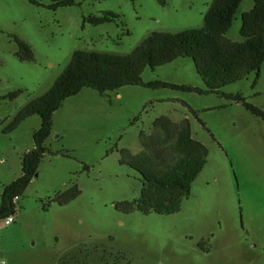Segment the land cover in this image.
I'll list each match as a JSON object with an SVG mask.
<instances>
[{
    "label": "rangeland",
    "instance_id": "1",
    "mask_svg": "<svg viewBox=\"0 0 264 264\" xmlns=\"http://www.w3.org/2000/svg\"><path fill=\"white\" fill-rule=\"evenodd\" d=\"M0 0V197L21 172L40 127L33 116L14 132L2 130L32 99L42 96L76 51L130 54L153 33L200 30L212 0ZM243 0L225 35L242 42ZM110 12L112 24L91 26L88 16ZM14 39L32 62H20ZM145 83L162 81L203 88L190 59L145 69ZM225 87L264 112V65ZM20 92L14 100L5 98ZM60 110V111H59ZM54 118L37 175L15 202L14 222H0V264H264V121L216 95L125 87L100 95L84 89ZM187 120L192 138L207 150L206 164L177 213L122 214L114 208L140 198L141 177L118 164V152H141L139 134L154 120ZM61 152L67 154L63 157ZM75 185L80 195L65 206L49 203Z\"/></svg>",
    "mask_w": 264,
    "mask_h": 264
},
{
    "label": "trees",
    "instance_id": "2",
    "mask_svg": "<svg viewBox=\"0 0 264 264\" xmlns=\"http://www.w3.org/2000/svg\"><path fill=\"white\" fill-rule=\"evenodd\" d=\"M31 4L40 6L35 0ZM252 8L241 15L239 35L242 42H232L225 37L243 0H212L203 16L200 30L176 34L153 33L147 36L130 54H110L76 51L69 63L55 79L52 86L40 97L32 99L5 126L2 133L14 132L24 121L37 116L40 127L32 134L33 149L20 158L21 172L17 179L5 186L0 197V222L16 217V201L37 175L46 154H51L45 143L49 139L54 114L62 104L90 89L100 95L125 87L167 89L193 93L198 96L216 95L240 104L252 116L264 121V112L249 104L240 94L230 95L222 89L253 74L255 87L264 65V0H251ZM73 0H54L48 9L72 7ZM119 17L110 12L88 16L84 22L91 26L115 23ZM18 47L16 57L20 62H32L33 54L22 41L14 39ZM179 59H190L203 88L175 85L162 81L145 83L142 74L170 65ZM20 92L6 96L14 100ZM2 123L0 122V125ZM141 152L132 156L127 151L118 152V164L126 166L141 177L140 198L121 202L114 208L122 214L139 213L167 216L180 210L182 201L189 196L191 184L206 164L207 150L195 141L187 120L178 124L166 117L152 123L149 135L139 134ZM61 154L68 157L67 154ZM80 195L75 185L56 194L49 203L65 206Z\"/></svg>",
    "mask_w": 264,
    "mask_h": 264
},
{
    "label": "built area",
    "instance_id": "3",
    "mask_svg": "<svg viewBox=\"0 0 264 264\" xmlns=\"http://www.w3.org/2000/svg\"><path fill=\"white\" fill-rule=\"evenodd\" d=\"M14 201H17V198H15ZM13 222H14V217H12V216H11V217H8L7 219H5V220L3 221V223H4L5 226H9V225H11Z\"/></svg>",
    "mask_w": 264,
    "mask_h": 264
},
{
    "label": "crops",
    "instance_id": "4",
    "mask_svg": "<svg viewBox=\"0 0 264 264\" xmlns=\"http://www.w3.org/2000/svg\"><path fill=\"white\" fill-rule=\"evenodd\" d=\"M59 111H60V110H59ZM57 113H58V111L55 113V115H57ZM55 115H54V116H55ZM53 125H54V118H53Z\"/></svg>",
    "mask_w": 264,
    "mask_h": 264
}]
</instances>
